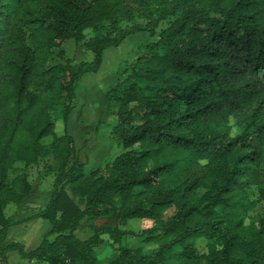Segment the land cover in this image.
Here are the masks:
<instances>
[{
	"label": "trees",
	"instance_id": "1",
	"mask_svg": "<svg viewBox=\"0 0 264 264\" xmlns=\"http://www.w3.org/2000/svg\"><path fill=\"white\" fill-rule=\"evenodd\" d=\"M140 32L158 39L106 93L123 152L87 172L56 123H68L80 81L105 52ZM80 43L92 63H76ZM263 103L264 0H0L3 264L10 250L47 264H101L95 250L106 241L118 251L110 264H264V213L251 214L264 202ZM49 157L54 191L35 218L52 229L32 251L6 245L17 222L5 209L34 189L27 173L10 172ZM132 219L143 221L150 253L123 245ZM84 221L87 240L75 234ZM201 239L207 253L198 256Z\"/></svg>",
	"mask_w": 264,
	"mask_h": 264
},
{
	"label": "rangeland",
	"instance_id": "2",
	"mask_svg": "<svg viewBox=\"0 0 264 264\" xmlns=\"http://www.w3.org/2000/svg\"><path fill=\"white\" fill-rule=\"evenodd\" d=\"M136 23H143V19L137 17ZM133 24V23H132ZM130 24V26L132 25ZM169 22H163L158 32L166 28ZM158 37H150L146 32H140L130 36L121 46L112 47L104 54L103 64L97 73L86 74L80 81L77 88V97L74 101V110L70 115L67 124L63 121L56 123V134L63 136L69 133L75 140L76 148L79 151L81 160L85 164L87 172L96 168H104L123 152V148L117 143L113 136V130L117 124L116 108L109 113L105 112L107 105L106 93L113 86L123 79L126 70L133 66L139 57L144 54L145 46L150 41L157 40ZM94 55L87 50L84 43H80L76 53V63H92ZM264 111V103L262 105ZM228 123L231 126V136L235 137L240 133L235 116H228ZM52 137L45 140L50 143ZM54 164L53 158L49 157L40 164L25 167L23 163H18L10 172L11 180L20 174L27 173L29 181L34 188L41 191L50 192L54 188L55 174L50 169ZM70 194L72 192L69 190ZM202 193V192H201ZM251 200H258L259 194L255 188L250 190ZM17 205L11 203L8 206L6 215L9 216ZM264 213V202H259L252 215ZM174 214V209H170L165 218ZM103 220L98 221L100 224ZM84 223H86L84 221ZM87 224V223H86ZM133 235L127 237L123 243L129 248H143L144 252L150 253L152 243H147L140 236L143 228L141 219H132L125 226ZM83 230V229H82ZM81 235V233H80ZM81 237V236H80ZM207 240L201 239L197 242V254L202 256L207 253ZM96 253L101 264H110L111 260L118 256L117 249L109 242H104L102 246L96 248ZM11 264H30L28 260L20 257L19 253L13 251L10 259ZM0 264H3L0 259ZM46 264V263H45Z\"/></svg>",
	"mask_w": 264,
	"mask_h": 264
},
{
	"label": "crops",
	"instance_id": "3",
	"mask_svg": "<svg viewBox=\"0 0 264 264\" xmlns=\"http://www.w3.org/2000/svg\"><path fill=\"white\" fill-rule=\"evenodd\" d=\"M53 191L54 188L47 193L45 191H41L39 188H34L20 207L16 206L9 216L6 215L11 220L17 222V224L13 225L8 230V238L5 241L6 245L19 243L23 244L26 251H32L43 242L46 235L51 231L52 225L48 220L35 218V216L46 208L51 200ZM8 206L5 209V214ZM75 234L79 239L87 240L93 236L94 232L92 229L87 227L86 223L83 222ZM12 254V250L8 251L6 254L9 264H11L10 259ZM28 262L30 264L46 263L38 262L36 260H28Z\"/></svg>",
	"mask_w": 264,
	"mask_h": 264
}]
</instances>
